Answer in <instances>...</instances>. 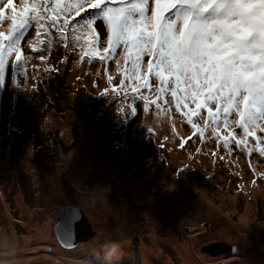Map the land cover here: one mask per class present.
<instances>
[{"label": "rangeland", "instance_id": "1", "mask_svg": "<svg viewBox=\"0 0 264 264\" xmlns=\"http://www.w3.org/2000/svg\"><path fill=\"white\" fill-rule=\"evenodd\" d=\"M16 2L19 0L11 4L13 8ZM11 12L7 5L3 12L5 21ZM6 25L7 22L3 27ZM33 32L34 29L22 44L23 69L12 67L16 63L14 55L8 58L5 81L0 84V127L7 126L9 121L13 124L5 138H1L0 128V231L9 237L15 234L23 239L29 229L27 213L40 220L48 217L54 226L57 218L62 216L63 208L73 205L83 210L95 234L89 241L83 240L76 248L68 249L59 245L51 229L52 242L37 240L30 244L38 248L36 254H27L38 258L31 264L57 262L56 247L74 253L78 247L84 248V242L95 244L93 252L84 250L80 257L68 254L62 259L81 261L80 264H99L98 261L105 258L106 247L117 242L114 233L116 223L104 210L105 203L110 210H118L117 205L123 204L122 211L118 212L128 215L127 226L132 227L134 237L131 241L136 257L133 264H138L141 236L148 235L146 227L152 221L159 236L174 237L173 241L164 242L168 245L164 255L170 256L175 264H182L174 247L179 242H195L202 251L204 244L220 241L236 245L240 250V241L229 240L220 234L222 230L235 234L232 227L225 225L222 213L216 209L210 215L207 204H224L223 211L230 213V217L235 213L237 217L248 202L253 206L251 213L256 218L248 226L252 237L254 240L258 238L259 243L249 245L247 254L222 252L219 258L213 257L214 261L210 262L264 264V188L263 194L255 192L259 184L264 186V156L258 150L249 154L234 143L229 152L222 142L217 145L210 130L205 131L201 140L198 133L193 134L194 130L186 118L176 112L170 94L166 97L169 105H163L161 101L163 107L170 108L167 113L155 105L145 107L144 101L138 98L133 101L130 92L125 95L120 90L122 76L114 60L106 64L99 60H93L91 64L87 60L81 61L79 55L65 49L62 41L46 53L56 70L48 72L47 77L39 81L42 71L34 63L38 52L31 48L30 53L25 54L28 51L27 40L31 38L35 44ZM104 39L101 38L102 41ZM101 46L105 45L102 43ZM147 60L145 57V64ZM26 68L33 70V76L30 72L26 76L23 72ZM13 71L17 75L13 76ZM109 76L112 77L111 83ZM150 82L152 92L142 91L155 99L157 82L154 77H150ZM120 98L126 104L124 112L114 108L118 106L115 101ZM131 104L138 108L131 110ZM201 115L206 116L207 113L202 112ZM82 117L85 122H82ZM193 120L203 127L198 117H193ZM95 124L105 125L97 137L90 132ZM42 126L46 129L45 134L41 133ZM235 131L241 135L239 128ZM83 141L87 145L82 147L80 143ZM251 144L254 145L255 141ZM75 152H80L87 164V169L82 170L86 184L78 190L70 186L74 167L67 169ZM155 153L161 163L160 176L144 172ZM221 193L230 194L231 202L224 197L222 200ZM202 198L205 199L203 202ZM20 202L26 213L22 211ZM160 205L164 212L159 210ZM232 205H236L239 212ZM255 224L259 230H254ZM238 234L245 237L242 228ZM22 257L26 256L0 250V264H30L22 263ZM127 263L120 254V264Z\"/></svg>", "mask_w": 264, "mask_h": 264}, {"label": "snow or ice", "instance_id": "2", "mask_svg": "<svg viewBox=\"0 0 264 264\" xmlns=\"http://www.w3.org/2000/svg\"><path fill=\"white\" fill-rule=\"evenodd\" d=\"M19 5L5 21L0 0V84L8 58L14 55L12 67L23 69L22 44L34 29L35 46L31 38L27 45L40 53L39 60L61 41L81 61L114 60L120 90L133 101L167 113L163 105H169L170 94L176 112L201 140L210 130L229 152L234 143L264 156V135H258L264 134V0H19ZM150 77L157 82L155 99L142 91L152 92ZM74 221L70 213L57 227L65 243L72 239Z\"/></svg>", "mask_w": 264, "mask_h": 264}, {"label": "bare ground", "instance_id": "3", "mask_svg": "<svg viewBox=\"0 0 264 264\" xmlns=\"http://www.w3.org/2000/svg\"><path fill=\"white\" fill-rule=\"evenodd\" d=\"M19 2L14 3V7L18 10L19 9ZM7 27V25H6ZM36 39V38H35ZM35 41V40H34ZM35 45V44H34ZM28 69L26 68L23 72H26ZM14 99V96H13ZM57 121V119H55ZM53 121V118H52ZM66 125L63 126V128H65ZM2 129V136L5 138V135H7L10 132V121L8 123L7 126H1L0 127ZM45 128L42 126V131L41 133L45 134ZM43 140H46V137L43 138ZM82 144V147L84 145H87L86 141H83L80 143V145ZM8 151V150H7ZM11 151V149H10ZM9 151V152H10ZM75 164L76 166H73L72 164ZM74 167V168H73ZM71 173H72V179L70 180L72 188L74 190H78L81 187H83L86 184L87 179L83 177V172L82 170L87 169V164L85 163L84 159H83V155L80 152H75L72 154V158L70 159V163L67 165V169H71ZM12 169V168H11ZM159 171H162L161 169V163H160V159L158 158L157 153H155L154 155V159L149 163V166H147L144 169V172L147 175L152 176V173L157 174L158 176H160ZM188 177V176H187ZM186 177V178H187ZM86 179V180H85ZM16 181V179L14 180ZM13 181V182H14ZM264 186L259 184V188L255 190V192L257 194H263V189ZM88 195H91L90 193H88ZM221 199L224 197L225 200L228 202L232 200L231 195L230 194H220ZM202 198V202H203ZM205 200V199H204ZM224 200V199H222ZM171 202V201H169ZM122 206L117 205V209L118 210H110L109 206H106V203L104 204V210L106 211L107 214H109L113 220L115 221L116 225H115V230L114 233L116 234L115 236V240L117 241L116 243L119 245L120 247V254L123 255V257L125 258L126 262H128L127 264H132L135 260V246L132 244L131 239L134 237V234L132 233V227H128L127 226V214H123V212L119 213L118 211H122L123 209V204L121 203ZM224 204L220 205V206H213L211 204H207V210L209 212L210 215H213L215 213V210L217 209L220 214L221 217L224 219L225 225H228V227H232V231L235 234H229L226 232V230H222L220 231L221 235H225L229 238V240L231 239H237L238 241H240V250L239 248H237V253L238 254H247L248 251V246L251 244H258L259 243V239H255L252 237L251 235V229L250 226H248V224L251 225V221L256 219L253 218V213H251L253 206L249 204V202L247 203V207L245 208V210L240 213L237 214V217L234 216V214L230 217V213H228L227 211L224 212L223 211V206ZM20 206L22 207V211H24L26 213L27 210H25L24 205L22 204V202H20ZM170 206H173V203L171 202ZM233 208L239 212V210L237 209L236 205H232ZM159 210H161L162 212L165 211L164 207L162 205H160ZM127 212V209L126 211ZM145 214V213H143ZM26 224L28 225L27 228L28 229V233L26 235V237H23V239L18 238L15 234L12 237H9V235L5 234L4 232L0 231V250L2 252H9L11 251V254H18V256L20 254L25 255L26 257H22V260H20L22 263H33L34 259H38L37 257H29L27 254L29 253H33L36 254L35 250L37 247H32L30 246V244L32 243V241H37V240H45L48 242H52L53 238H52V234L50 232V230L53 228V222H51L50 218H46L45 220H40L37 219L33 214L31 213H27L26 214ZM234 218L237 219V221H234ZM185 221L182 222L180 224V229H182V227L184 226ZM34 226V227H31ZM255 229L254 230H259L258 224H255ZM241 228L245 231V237H241L238 232L239 230H241ZM146 231H148V235L146 236H141L142 240L139 243V248H138V252H139V261L138 264H170V262L172 264H175L171 261V257L170 256H165L164 255V250L167 246L164 244L165 241H173L174 237L168 236H159L158 235V230L156 228V224L155 222H151L150 224H148V226L146 227ZM53 232V229H52ZM74 236V234L72 235V237ZM257 236V234H256ZM259 236V234H258ZM144 237H146V241L144 240ZM75 239L72 238L71 241H74ZM89 241V240H88ZM220 242V241H217ZM171 244V242H168ZM169 244V245H170ZM214 242H210V243H206L204 244V246L202 247V251L200 249L197 248V244L195 242L191 243L190 241H187V244L185 242H179L178 244H174L175 247V251L177 253V255L181 258L182 260V264H202L205 261L207 262L206 264H217V263H212L210 261H214L211 258L216 257L219 258L222 254V252H216V248H214ZM84 248L81 249L78 247L77 250H73L75 251L74 253H70L72 250H68L65 251L63 250V248H58L56 247L55 253L57 255V262H45V261H41L40 263L43 264H49V263H53V264H63V262H65V264H80L81 261H72L69 260L67 261L66 259H62V256H67L68 254H73L72 257H80V254L85 250L88 252H93L94 248H95V244L92 242H84L83 243ZM210 247V248H209ZM28 248H33L32 249H28ZM38 250V248H37ZM48 250H50V248H48ZM244 251V252H243ZM243 252V253H242ZM56 259V258H55ZM66 260V261H64ZM98 260V258H97ZM105 258L100 259L98 262L99 264H103L101 262H104ZM210 262V263H209ZM91 264V263H90Z\"/></svg>", "mask_w": 264, "mask_h": 264}, {"label": "water", "instance_id": "4", "mask_svg": "<svg viewBox=\"0 0 264 264\" xmlns=\"http://www.w3.org/2000/svg\"><path fill=\"white\" fill-rule=\"evenodd\" d=\"M70 213L75 216V221L73 225L74 236L72 237L75 240L69 241L67 244H65V242L62 241L57 234V227ZM53 232L58 243L64 248L75 247L80 244L81 241L88 240L91 236L95 234V232L92 230V224L86 214L83 212V210L80 207L73 205H66L63 208L62 216L58 217L57 222L53 227ZM214 244L215 245L213 247L217 249L216 252H228L230 254L236 252L235 246H231L230 244H226L225 242H214Z\"/></svg>", "mask_w": 264, "mask_h": 264}, {"label": "trees", "instance_id": "5", "mask_svg": "<svg viewBox=\"0 0 264 264\" xmlns=\"http://www.w3.org/2000/svg\"><path fill=\"white\" fill-rule=\"evenodd\" d=\"M25 48V47H24ZM23 48V49H24ZM29 49H31V47H28V51H26L25 52V54H29L30 53V50ZM39 55H40V53L38 52L37 53V55H36V57H35V59H34V63L35 64H37L38 65V68L42 71L41 72V74H40V79H39V81H43V79H42V77H47V73L48 72H52L53 70H56V67L54 66V64L52 63V60H48V59H45V60H43V61H41V60H39ZM44 67H45V69H44ZM14 73H13V76L14 75H17L16 73H15V71H13ZM30 72V74H32V76H33V70L31 71V70H27L26 72H24V73H26V76L28 75V73ZM36 75H37V73H36ZM116 103H117V107H114L115 108V110H119V111H121V112H124L125 111V107H126V104L124 103V101H123V98H120L119 100H116L115 101ZM111 105V104H110ZM132 110H135L136 108H138L137 107V105H135V104H132ZM104 112V111H103ZM82 122H85V119L82 117ZM12 126H13V124L12 123H10V131H11V129H12ZM104 127H105V125H99L98 126V124H95L93 127H92V129H91V131L90 132H93V133H95V137H97V136H99V135H101V133L103 132V130H104ZM1 138H4L2 135H1ZM41 141V140H40ZM46 142V141H45ZM45 142H43V143H45ZM13 168H15L16 166H12Z\"/></svg>", "mask_w": 264, "mask_h": 264}, {"label": "clouds", "instance_id": "6", "mask_svg": "<svg viewBox=\"0 0 264 264\" xmlns=\"http://www.w3.org/2000/svg\"><path fill=\"white\" fill-rule=\"evenodd\" d=\"M120 251V247L116 243L107 246L105 250L104 264H120Z\"/></svg>", "mask_w": 264, "mask_h": 264}, {"label": "flooded vegetation", "instance_id": "7", "mask_svg": "<svg viewBox=\"0 0 264 264\" xmlns=\"http://www.w3.org/2000/svg\"><path fill=\"white\" fill-rule=\"evenodd\" d=\"M234 246L236 247V252H237V246H236V245H234ZM236 252H235V253H236ZM134 262H135V261H134ZM134 262H133V263H134Z\"/></svg>", "mask_w": 264, "mask_h": 264}]
</instances>
